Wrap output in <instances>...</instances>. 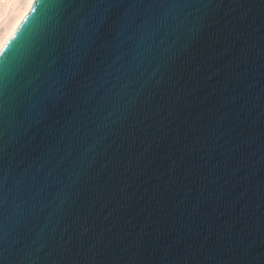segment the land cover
Listing matches in <instances>:
<instances>
[{
	"label": "water",
	"instance_id": "1",
	"mask_svg": "<svg viewBox=\"0 0 264 264\" xmlns=\"http://www.w3.org/2000/svg\"><path fill=\"white\" fill-rule=\"evenodd\" d=\"M0 264H264V0H34L0 52Z\"/></svg>",
	"mask_w": 264,
	"mask_h": 264
},
{
	"label": "bare ground",
	"instance_id": "2",
	"mask_svg": "<svg viewBox=\"0 0 264 264\" xmlns=\"http://www.w3.org/2000/svg\"><path fill=\"white\" fill-rule=\"evenodd\" d=\"M33 4L34 0H0V52L30 12Z\"/></svg>",
	"mask_w": 264,
	"mask_h": 264
},
{
	"label": "rangeland",
	"instance_id": "3",
	"mask_svg": "<svg viewBox=\"0 0 264 264\" xmlns=\"http://www.w3.org/2000/svg\"><path fill=\"white\" fill-rule=\"evenodd\" d=\"M4 2V1H3Z\"/></svg>",
	"mask_w": 264,
	"mask_h": 264
}]
</instances>
